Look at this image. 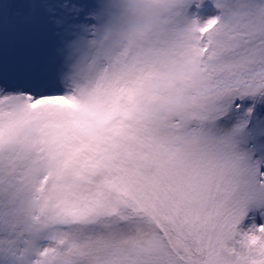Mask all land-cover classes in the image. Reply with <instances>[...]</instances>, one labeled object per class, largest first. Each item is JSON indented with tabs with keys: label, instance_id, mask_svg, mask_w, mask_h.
<instances>
[{
	"label": "snow or ice",
	"instance_id": "1",
	"mask_svg": "<svg viewBox=\"0 0 264 264\" xmlns=\"http://www.w3.org/2000/svg\"><path fill=\"white\" fill-rule=\"evenodd\" d=\"M0 264H264V0H0Z\"/></svg>",
	"mask_w": 264,
	"mask_h": 264
}]
</instances>
